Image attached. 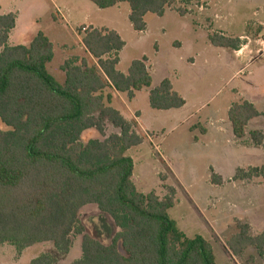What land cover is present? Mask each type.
<instances>
[{
    "label": "trees",
    "instance_id": "trees-1",
    "mask_svg": "<svg viewBox=\"0 0 264 264\" xmlns=\"http://www.w3.org/2000/svg\"><path fill=\"white\" fill-rule=\"evenodd\" d=\"M87 1L99 9L126 4L136 32L145 30L147 14L160 17L176 2ZM14 27L12 13L0 15V247L8 244L20 255L33 245L50 243L57 254L65 255L72 237L80 235L81 256L71 264H216L210 242L201 236L186 237L169 216L175 205L172 187L161 199L154 192L136 190L127 151L142 144L144 136L112 105L115 94L131 100L136 92L149 89L152 110L180 108L184 100L170 81L163 79L152 87L145 57L133 60L121 73L117 69L118 52L124 46L120 35L89 27L83 33L79 30V35L90 62H65V77L58 83L47 69L53 58L50 39L38 32L28 46H9ZM208 40L214 47L239 50L238 40L232 38L210 35ZM227 115L235 138L242 139L248 121L258 113L240 99ZM104 120L120 128V134L80 141L90 129L103 135ZM249 136L256 145L263 141L260 132ZM256 178L264 182V164L238 168L232 180ZM210 181L222 183L214 174ZM89 204L107 214L118 230L107 245L87 235L79 222V210ZM234 229L226 242L233 256L239 257L248 247L257 256L264 255V232L250 237L248 226L238 221ZM54 262V257L41 253L29 264ZM248 264L254 259L250 257Z\"/></svg>",
    "mask_w": 264,
    "mask_h": 264
},
{
    "label": "rangeland",
    "instance_id": "rangeland-1",
    "mask_svg": "<svg viewBox=\"0 0 264 264\" xmlns=\"http://www.w3.org/2000/svg\"><path fill=\"white\" fill-rule=\"evenodd\" d=\"M128 12L129 8L124 3L99 9L87 0H0V15L12 13L15 16V27L9 32L8 45L28 46L32 38L42 32L53 46V58L47 69L58 83L64 80L62 66L65 62L77 65L82 59L90 62L81 43L79 30L83 33V29L89 27L108 28L120 32L125 42L118 71L124 70L132 60L145 56L151 65L152 85L157 86L163 79L170 80L176 90L181 88L186 93L189 108L199 100H205L209 109L224 107L240 95L254 101L257 109L264 111V0H176L162 17L153 14L145 16L148 30L143 34L133 31ZM183 28L192 34L190 38L199 51L198 57L197 54L193 56V65L186 61L187 49L174 48L187 37L181 33ZM210 35L238 40L240 52L212 47L208 40ZM227 54L246 57V62L232 60L227 63L226 59H220L227 57ZM193 57L188 55V59ZM250 62L253 63L250 65ZM123 100L126 102V97ZM145 103H140V107H144ZM114 106L119 107L118 104ZM94 117L99 119L98 114ZM103 125V135L90 129L81 135L80 141L103 140L112 134L113 124L107 122ZM1 128L5 129L3 126ZM148 134L156 138L154 143L144 141L141 146L127 151L134 164L132 182L136 190L143 194L154 192L161 199L167 195V186L174 187L175 206L168 211L169 216L181 230L184 229L181 223H186L189 227L186 237L192 238L196 233L203 237L201 233L206 231L203 220H211L213 214L210 211L212 205L208 203L209 196L216 193L215 189L206 187L213 175L206 167L209 155L197 148L193 150L184 128L179 127L173 134L165 135L163 140L153 131ZM219 154L218 150H211V155L217 157ZM251 154L261 158L263 151H249L241 156L249 157ZM164 163L172 170L185 192L177 186ZM222 176L227 178L229 172L225 170ZM186 195L193 200L198 197L201 201H194L196 205L193 206ZM255 210V214L264 219V194L260 196ZM225 215H228L227 220H232L234 214L231 210ZM78 218L85 233L104 245L109 244L118 231L111 218L98 211L93 204L82 207ZM189 220L192 224H189ZM204 237L209 239L206 235ZM209 242L216 264H248V259L253 256L251 247L236 260H231L221 252L217 240ZM221 242L226 243L225 240ZM40 246L33 245L19 260L14 248L4 244L0 247V264H28L32 259L29 257L36 254V248ZM78 246H81V236L74 235L71 254L76 253ZM40 250L54 252L50 243H44ZM52 252L49 254L52 257L59 255ZM254 255V264H264V255ZM57 264H64V261H58Z\"/></svg>",
    "mask_w": 264,
    "mask_h": 264
},
{
    "label": "crops",
    "instance_id": "crops-1",
    "mask_svg": "<svg viewBox=\"0 0 264 264\" xmlns=\"http://www.w3.org/2000/svg\"><path fill=\"white\" fill-rule=\"evenodd\" d=\"M128 15H129V12L127 13V17ZM147 28H148V25L146 23V27L144 31L142 32H136L134 30L133 31L138 34H143L148 30ZM160 30L161 32H164L163 28H160ZM165 30L167 31V28ZM115 32H117L120 35V32L118 31H115ZM181 33L186 34L187 37L186 39L178 42V44H176L177 47H174V48L177 50H181L183 48L187 49L188 55H192L193 57L197 54V57H198L199 51L195 49V42L192 38H190L191 37L190 35L192 34H189V31L187 32V30L185 29L182 30ZM124 47H125V42H124V46L122 47V49L118 52V58H119L118 65L121 62V52L123 51ZM215 48H219V47H215ZM221 49H224L225 51L232 50L229 48H221ZM232 52L239 53L240 51L232 50ZM188 55L185 56L186 61L189 62L190 65H193L195 62V57H193L192 59H188ZM227 55H228L227 57H220V59L221 60L226 59L225 62L227 63L232 62V60H240L242 62H246V57L244 58L238 57L232 54H227ZM252 63L250 62V65ZM129 65L120 72L125 74ZM146 66L148 67L150 74H152V70L150 68L151 66L150 61L147 58H146ZM152 87H155V86L152 85ZM172 88L184 100V105L177 109H170L166 111L152 110L148 102L149 89H142L141 91L136 92L134 94V97L131 100L127 99L126 94H115L114 102L112 105L115 109H117L121 113V115L127 121L134 122L135 132L140 136H144V135L146 136L144 137V141H147V142L150 141L149 143H154V141L156 140V138H152L151 136H149L148 134L149 131L155 132L158 138H162L163 140L165 135L173 134L174 132H176V130L179 127H181V128H184L186 133L189 135L188 141L189 142L191 141L190 146L193 148V150L195 148L200 149L210 156V157L208 156L209 163L206 164V167L208 168L209 173L214 174L216 177H218L222 183L219 185H215V184H212L211 181L207 182L206 187L209 190H212V189L216 190V193L212 194V197L209 196V200H208V203H211L212 205L210 211L213 214H215V216L212 214L211 220H207V219H204V216L201 215L200 213L201 218L204 219L203 222L205 223L206 231L204 230V233H201L203 234V237L199 235L198 233H196L197 235H194L193 237L201 236L202 238L206 239V237H204L206 235L209 238V239H206L208 241L212 239L217 240L221 247V252L224 255H227L229 259L236 260V257L230 253L226 243L224 244L221 242V240H225L227 242L228 240H230L232 235L235 233V229L232 227L234 223L238 221L241 224L247 225L248 235L250 237H255L261 232H264V219H262L260 216L255 214L257 213V210H255V208L260 200V196L264 194V182L260 178L242 180V181L232 180V176L235 174V171L238 168L247 169L249 167H260L264 164L262 163L264 162V159H262L264 158V111L257 109V105L254 101L250 99H246L240 95L239 96L237 95L238 96L237 98H233L228 104L224 105V107H216V108L209 109L208 105L205 103V100H202V101L199 100L195 104V106L189 108V102H188V99L186 98V93L183 91V89L180 88L179 90H176L173 84H172ZM123 97H126V102L123 100ZM240 99H244L247 102L251 103L256 109L258 116L253 117L248 121L246 128H245L244 137L242 139H237L235 138L233 134L231 123L228 119L227 114H228V110L230 106L235 101H238ZM144 101L146 102L145 106L140 107L139 104L143 103ZM117 104L119 105V107L114 106ZM192 119H195V120L192 121V123H188ZM107 122L109 121L104 120V123H107ZM254 131L260 132L263 135V141L260 145L254 144L252 140L250 139L249 134ZM112 134L119 135L120 128L113 125ZM142 144H140L139 146H141ZM139 146H136V147H139ZM211 150H218L220 154L217 157L213 156L211 155ZM260 150L263 151V155L261 156V158L254 157L253 154H251V156L249 157L241 156V154L243 155L245 152L250 151L251 153H257ZM259 160L261 161L259 162ZM259 163H261V165H258ZM165 166L167 167V170L170 176L175 180L177 186L184 191L182 184L179 183V181L175 178L169 166L167 164H165ZM225 170L229 172V176L227 178H224L222 176ZM167 187H171V186H167ZM172 188L174 189V192H176L175 188L174 187ZM186 196L189 202L193 206L196 205L194 201L196 200L201 201L200 198L198 197H195V200H193L188 195ZM226 210L228 212H226ZM231 210L234 214L232 217L233 219L227 220L228 215H225V214L227 213L229 214ZM180 221H183V220H180ZM175 223H176V226L178 227V224L176 221ZM189 224H192L190 220H189ZM181 226L184 229L181 230L179 227L178 229L185 236H187L188 235L187 231L189 227L186 225V223L184 225L181 223ZM200 228L201 227H199V229ZM38 245L42 246L43 244H36V247ZM41 246L39 248H36V254L32 255L29 258L33 259L41 253L51 254L52 250L51 252L49 251L47 252L46 250L41 251L40 250ZM249 248L251 249V247H248L247 249ZM29 249L30 247L26 248L25 250L21 252V254L18 256L19 260L23 258L24 254ZM252 249H253L252 250L253 253L251 252V254L253 256H251V258L254 259V256H255L254 254H256V250L254 248ZM53 251L54 252L52 253H55L56 255L57 252L55 250ZM80 256H81V246H78V250L76 251L74 255L71 254V249H70L68 254L54 256L55 257L54 264H57V262L61 260L64 261V264H71L74 260L78 259ZM215 262H216V257H215Z\"/></svg>",
    "mask_w": 264,
    "mask_h": 264
}]
</instances>
